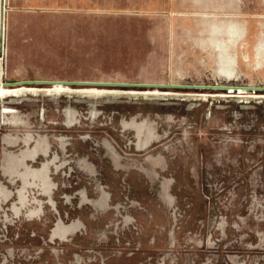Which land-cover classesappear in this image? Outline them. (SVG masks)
<instances>
[{
  "label": "rangeland",
  "instance_id": "obj_1",
  "mask_svg": "<svg viewBox=\"0 0 264 264\" xmlns=\"http://www.w3.org/2000/svg\"><path fill=\"white\" fill-rule=\"evenodd\" d=\"M206 16L176 49L156 34L151 80L139 35H23L51 55L27 81L229 89L4 79L27 90L0 98V264H264V91L243 90L264 87V0Z\"/></svg>",
  "mask_w": 264,
  "mask_h": 264
},
{
  "label": "crops",
  "instance_id": "obj_2",
  "mask_svg": "<svg viewBox=\"0 0 264 264\" xmlns=\"http://www.w3.org/2000/svg\"><path fill=\"white\" fill-rule=\"evenodd\" d=\"M220 0H9L6 15L7 53L3 64V80L24 82L30 70L45 66L42 39L31 41L23 35L52 33V22L48 26L43 20L67 21V33H100L107 35H139L147 51V61L133 66L142 80H151L156 72V34L164 36L163 51L176 49L181 38L189 34L187 20L204 18L218 11ZM98 20V21H89ZM58 28V27H57ZM5 29V30H6ZM70 51L72 52L71 56ZM69 65L75 58L74 48L68 46ZM167 57V54H166ZM166 64V63H165ZM162 66L164 64H161ZM102 66H104L102 64ZM108 63L105 67L117 68ZM161 66V67H162ZM167 62V74L170 69ZM165 72V71H164Z\"/></svg>",
  "mask_w": 264,
  "mask_h": 264
},
{
  "label": "water",
  "instance_id": "obj_3",
  "mask_svg": "<svg viewBox=\"0 0 264 264\" xmlns=\"http://www.w3.org/2000/svg\"><path fill=\"white\" fill-rule=\"evenodd\" d=\"M23 84H45V85H65V86H106V87H145V88H175V89H201L208 88L213 90L225 89L224 87H204L198 85H163V84H129V83H111V82H86V81H24L19 83L9 84L12 86ZM227 87V86H226ZM254 89V90H252ZM263 91L264 87L248 88V91Z\"/></svg>",
  "mask_w": 264,
  "mask_h": 264
},
{
  "label": "bare ground",
  "instance_id": "obj_4",
  "mask_svg": "<svg viewBox=\"0 0 264 264\" xmlns=\"http://www.w3.org/2000/svg\"><path fill=\"white\" fill-rule=\"evenodd\" d=\"M0 52H1V55H0V98L4 97L5 95L6 96H17L18 93H20L18 91L27 90V89L26 88H9L6 86V84L2 83L3 82V69H4L3 64H4V59H5V33H3V32H1ZM51 86H55V85H51ZM100 87H106V86H100ZM224 88L229 89V87H224ZM67 90L69 91L70 89H67L66 87H63V86H57L54 89L52 87H50L47 91H51V92H55V93H62L63 91H67ZM243 90H248V88H243ZM252 90H254V89H252ZM74 92H82V93H87L90 95L94 93V92H84V91H74ZM12 93H14V94H12ZM107 93L108 94H115V92H102V93H94V94L100 95V94H107ZM4 113H12V110L5 109Z\"/></svg>",
  "mask_w": 264,
  "mask_h": 264
},
{
  "label": "built area",
  "instance_id": "obj_5",
  "mask_svg": "<svg viewBox=\"0 0 264 264\" xmlns=\"http://www.w3.org/2000/svg\"><path fill=\"white\" fill-rule=\"evenodd\" d=\"M8 10H9V0H0V42H1V32L5 33L6 15Z\"/></svg>",
  "mask_w": 264,
  "mask_h": 264
}]
</instances>
